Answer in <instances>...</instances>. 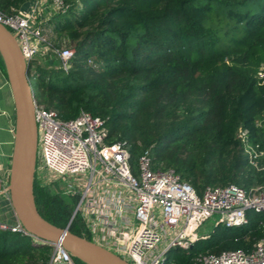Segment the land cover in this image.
Masks as SVG:
<instances>
[{
  "label": "trees",
  "instance_id": "1",
  "mask_svg": "<svg viewBox=\"0 0 264 264\" xmlns=\"http://www.w3.org/2000/svg\"><path fill=\"white\" fill-rule=\"evenodd\" d=\"M29 0H0L14 14ZM42 28L57 49L74 45L71 69L28 64L34 99L63 120L81 111L106 120L108 143L126 142L133 173L150 150L154 170H174L199 195L208 187L264 186V157L253 166L238 139L264 151V0H64ZM71 45V44H70ZM69 45V46H70ZM52 57V56H51ZM53 59V57L51 58ZM0 70L8 77L0 54ZM39 159L37 168L39 166ZM36 207L65 229L78 197L34 182ZM241 227L218 225L169 263L199 254L250 251L264 237V213L249 211ZM70 231L89 241L80 215ZM52 247L0 230V264H49ZM77 264H85L75 258Z\"/></svg>",
  "mask_w": 264,
  "mask_h": 264
},
{
  "label": "built area",
  "instance_id": "2",
  "mask_svg": "<svg viewBox=\"0 0 264 264\" xmlns=\"http://www.w3.org/2000/svg\"><path fill=\"white\" fill-rule=\"evenodd\" d=\"M64 0H33L28 11L14 14L0 11V25L17 39L27 64L43 50L60 61L68 72L74 50L57 49L44 35L42 12H66ZM47 22V20H46ZM264 77V72H260ZM38 129L39 166L37 172L48 171L67 183H47L57 193L79 198L76 216L80 215L93 243L106 248L130 264L169 263L172 249L189 251L199 237L190 226H203L214 214H220L218 225L241 227L248 222L249 211L264 213V186L249 192L236 186L208 187L199 195L172 170H154L150 150L138 162V175L132 171L131 153L126 142L108 143L106 120L81 111L72 120H63L58 113L35 101ZM264 127V119L258 122ZM249 132L240 129L241 141L250 162L259 168L257 152L248 141ZM76 179L78 184L66 179ZM0 230L32 236L20 221L10 224L0 220ZM49 264H77L62 244H50ZM193 264H264V237L250 251L243 249L221 254H199Z\"/></svg>",
  "mask_w": 264,
  "mask_h": 264
},
{
  "label": "water",
  "instance_id": "3",
  "mask_svg": "<svg viewBox=\"0 0 264 264\" xmlns=\"http://www.w3.org/2000/svg\"><path fill=\"white\" fill-rule=\"evenodd\" d=\"M0 54L4 60L16 106L15 150L9 192L18 220L28 232L46 245L62 244L74 258L85 264H130V262L70 231L56 227L40 215L34 197L39 136L35 121V99L28 64L16 37L0 25Z\"/></svg>",
  "mask_w": 264,
  "mask_h": 264
},
{
  "label": "crops",
  "instance_id": "4",
  "mask_svg": "<svg viewBox=\"0 0 264 264\" xmlns=\"http://www.w3.org/2000/svg\"><path fill=\"white\" fill-rule=\"evenodd\" d=\"M33 0H29L23 9L28 11ZM16 106L8 77L0 70V220L10 224L18 223L9 192L13 155L15 150ZM43 185L57 182L55 175L48 171L37 172Z\"/></svg>",
  "mask_w": 264,
  "mask_h": 264
},
{
  "label": "rangeland",
  "instance_id": "5",
  "mask_svg": "<svg viewBox=\"0 0 264 264\" xmlns=\"http://www.w3.org/2000/svg\"><path fill=\"white\" fill-rule=\"evenodd\" d=\"M54 11H43L42 12V16L45 21H43V24L46 23V20L48 21V19L53 15ZM42 27V26H41ZM44 35L47 39H49L48 33L44 32ZM71 44V45H70ZM70 45V46H69ZM64 47H69L72 48L74 50V45L72 43H70L67 40H64ZM53 59H51L52 57ZM37 62L39 63V65L45 67V68H51V67H56L57 66V60L58 58L54 55H52L50 52H46V49L43 50V52L38 55L36 57ZM69 183H74V184H78L76 179H66ZM67 182L65 180H62L59 182V186L61 185H65ZM221 218L220 214H214L208 221H206L203 226H190V231L194 234H197L199 237L202 236H208L209 234H211L213 232V230L215 229V227L217 226V222L219 221V219Z\"/></svg>",
  "mask_w": 264,
  "mask_h": 264
}]
</instances>
